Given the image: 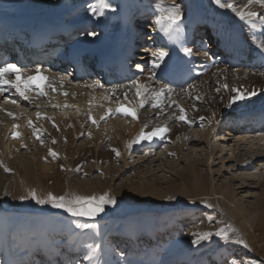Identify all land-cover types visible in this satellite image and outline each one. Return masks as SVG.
Returning a JSON list of instances; mask_svg holds the SVG:
<instances>
[{
	"label": "bare ground",
	"instance_id": "obj_1",
	"mask_svg": "<svg viewBox=\"0 0 264 264\" xmlns=\"http://www.w3.org/2000/svg\"><path fill=\"white\" fill-rule=\"evenodd\" d=\"M175 2L183 10V21L179 26L180 31L169 38L162 32L153 30L155 17L159 14L156 0H109L112 8L103 9L97 8V0H0V62L6 55L15 57L16 53L21 51L19 50L20 43L32 44L33 37H38L46 42L33 46L27 45L23 49V56L14 59L13 63H18L29 74L34 72L37 64L41 65L44 75L51 77L57 73L67 74V78L62 83L56 82V91L45 88L46 95L44 96L38 95L36 91H30L26 93L29 96V100L26 101L14 89H8L0 94V101L15 100V103L27 110L24 115H21L13 112L11 107H2L0 116V159L12 169L11 172H5L3 168H0V207L5 204L12 218L17 213H29L25 215L27 217L24 221L17 224V229L23 233L25 240H28L30 232L36 231L37 235L40 234V229L43 230V235L53 234V237L58 235L60 225L57 221L50 219L47 205L37 204L38 213L48 215L49 220L42 217L32 219L34 215L31 214L30 207L35 201L20 200L18 197L27 196L31 188H35L38 195L48 192L55 194L51 188L48 190L43 187L44 180L49 176L55 177L57 179L55 181H64V186L60 189L70 195L71 162L67 159L68 149H64L62 140L66 142L72 140L75 134L80 137L83 129L90 124L89 113L96 120L92 128L101 123V117H107L105 114L109 109L113 110L111 114H117L118 118L122 117L120 120L129 118L131 125L128 129L116 130L113 137L116 142L120 141L123 149L129 145L132 137L137 139L140 134L136 132L140 128L139 114L142 109L139 104L144 96L136 97L135 88L130 85V81L133 80H139L142 86H147L149 89L153 88L152 85L156 83L159 88L167 85L171 93L162 95L160 101L164 103L163 105H171L173 101H176L180 105L179 109H184L187 121L200 120L211 112L214 116L212 115L210 123H206L207 136L219 137L221 140L228 136L239 138L234 142L231 150L234 162L230 167L253 169L257 170L258 174L264 175V125L262 124L264 121H259L264 120V93L261 92L264 90V66L259 64L260 55L257 51V45L264 41V26L255 20L256 27L253 28L247 19H240L231 9L217 6L213 0H175ZM227 2L233 3L238 9L244 11L264 12L260 5L252 6L251 9L237 5L239 3L240 6L245 5L247 0H227ZM93 9L97 10L94 12ZM100 12L103 15H100ZM256 31L260 33L257 35ZM85 32H96L97 35L88 37L83 35ZM132 38L139 39L140 43L144 44L142 47H146L142 51L143 56L136 53L138 52L134 48L136 40L132 41ZM130 43L133 49L130 56L133 62L131 67L122 64L98 72L95 70L96 57L99 52L112 48L119 49ZM160 47L166 48L170 55L161 68L155 69V78L151 79L148 70L151 67L150 53ZM32 49L38 50V53L35 55L33 51H30ZM185 49H190L191 55ZM174 58L185 63L190 74L193 75L194 79L188 86L185 84L187 80L181 79L178 74L172 78L168 75V69L172 66ZM138 63L143 65V71L136 68ZM95 81H99L103 87L96 86ZM213 84H216V87L211 86ZM89 85L92 86L89 87ZM196 85L202 88L197 90ZM224 85L228 87L225 88ZM217 87L221 88L215 92ZM193 89H196L200 96L194 95ZM232 89L238 91L234 92ZM253 90L256 91V95L249 99L236 101L230 106L233 96L246 94ZM206 91L209 93L207 94ZM63 93H68V95ZM197 98H200V101ZM194 100L199 102L200 106L197 104L198 107H196L199 109L198 112L192 111ZM53 105H58V107H53ZM120 105L134 107L136 118L124 112L116 113L115 109ZM9 112L14 116H9L7 114ZM37 112L41 113L40 118H37ZM45 117L52 119L48 120ZM29 119L37 132L41 134L43 143L47 144V151L43 152V161H45L43 164L39 161L42 155L40 148L38 157L19 153L20 150L30 149V143L43 144L33 135V128L28 126ZM14 124L18 125L15 131L20 133L16 138L10 135L14 130ZM134 135L138 136L134 137ZM239 141L259 148L261 146L262 154L246 157L245 152L241 153L243 148H240ZM180 142L182 144L177 146L176 150L186 149L188 143L191 144L190 147L199 143L194 139L189 142L181 139ZM49 149L57 152V157L53 158ZM166 153L168 152L163 151L159 154L164 156ZM47 160H58L56 163L58 167L54 168L55 164ZM161 160L154 156L148 164ZM40 169L41 173L38 172ZM60 169H63L62 174ZM192 173L193 193H189L183 186L162 189L159 183L149 184L150 186H135L131 199L128 200L134 201L137 211L126 213L125 217L129 221L128 227L117 231L107 239L104 237L105 234H102L101 244L96 251L92 250L90 241L86 242L81 247L82 260L93 259L97 263L101 259L104 264H113V258L120 254L115 250L119 243H124L128 249L137 243L141 248H137L138 252L135 256L140 250L142 251L141 255L137 256V264H205L206 256L214 253L218 243L213 244L209 249H203L199 254L173 256L162 263H157L155 257L143 254L147 247L145 239L148 234L147 230H144L137 221L135 214L141 210L155 212L161 216L159 217L161 220L155 224V233L156 231L166 233L164 232L166 224L173 222L181 214L179 207L169 197H179L180 202L185 205H190L193 200L197 204H204L202 201L211 204L212 207L207 208L213 209L222 218L224 226L221 229H226L228 235L242 237L247 244V249L255 254L252 242L260 226L257 219L261 211L264 217V198L259 194H255L252 201L243 200V197L237 198L235 191L229 186H217L212 179L203 185L202 176L196 168H192ZM256 181L258 185L263 186L261 181L258 179ZM166 210L169 211V218L164 223L162 219H164L163 215ZM73 229L80 230L77 225ZM67 234L69 237H74L66 241L72 242L76 239L82 241L75 233L71 234L67 231ZM129 234L134 235L137 242L133 239L120 241ZM173 234L172 231L167 230L166 237L169 238ZM259 241L264 243V233L259 236ZM190 244H193L192 241ZM26 247L21 249L14 264H21L24 260L22 256L28 259L30 257L31 262L36 264H49L50 262L51 264H70L73 260L71 255L76 251L73 245H69L65 246L66 253L64 254L54 249L53 243L44 245L35 252H29ZM111 247L113 250L109 251ZM124 251L122 252L125 253ZM32 255L38 256L37 261ZM50 259H56V262Z\"/></svg>",
	"mask_w": 264,
	"mask_h": 264
},
{
	"label": "rangeland",
	"instance_id": "obj_2",
	"mask_svg": "<svg viewBox=\"0 0 264 264\" xmlns=\"http://www.w3.org/2000/svg\"><path fill=\"white\" fill-rule=\"evenodd\" d=\"M237 5L241 8L244 7V5L240 6V3ZM137 26L138 25H136V27ZM134 46L138 49L137 53L143 56L142 51L145 50L146 47H142L143 44H138L137 41H135ZM231 70L234 69L231 68ZM190 83L191 82L186 83V86ZM211 86L216 87V84ZM152 87L159 89L157 83L152 85ZM198 88L201 89L202 87L196 85L197 90H199ZM219 88L221 87H217V89ZM196 89H193L192 93L194 95H199ZM217 89L215 92H218ZM206 92L207 94L209 93L208 91ZM186 96L188 97V94H186ZM163 104V102L159 101L158 106L154 107L152 103L145 102L140 110V128L137 129L136 134L141 132L140 129H142L143 126L145 133L162 127H166L169 131L162 136L153 137V139L147 140V142L146 140H142L139 143H132L136 140L132 137V142L130 141L129 143V145L131 144V148H129L128 145L123 149L120 141L116 142L113 138L116 130H126L131 125L129 118L126 117L127 119L120 120L122 117L118 118L119 116L114 113L104 118L101 123L94 128H92L94 126L93 122L90 121V124L80 133V137H77L75 134V139L67 140V142L62 140L64 149H68L67 159L71 162L70 186H72L70 187V195H79L78 193H82L84 194L83 196H99L107 192L117 198V203L107 206L104 211V216H102V213L95 219L71 217L62 209L52 208L50 205H47V209H49L50 212V219L57 221L60 225L58 235L55 236L56 238L52 236L53 234L43 235V230L40 229V234L38 235L36 231L30 232L28 240H25L23 233L17 229V224H19L20 221H24V218L27 217L25 215L29 213H17L15 217L12 218L11 213L6 210L8 207L3 204V207H0V264H14L17 255L24 246H27L26 248L29 252H35L42 246L51 243L54 244V249L60 250L64 254L66 253L65 246H74L76 251L71 255L73 260L70 264H74L76 260H80L81 264H104L101 262V259L98 260L97 263H95L93 259L83 261L80 256L82 252L81 247L86 242L90 241L93 247L92 250L96 251L97 247L101 244L100 238L102 234H105L104 237L107 239L117 231L124 230L128 227L129 221L125 217L126 213L137 211L134 201L128 200L131 199L134 187L150 186L151 184L154 185V183H159L162 189L179 188L183 186L189 193H193L192 168H196L198 173L202 176L203 185H206L208 180L212 179L217 186H229L232 188L237 198L243 197V200L252 201L255 194H259L264 198V175L258 174V172H256L257 170L253 169H236L233 166L230 167L234 162L233 151L231 150L233 149L234 142L236 140L238 141V137L237 139L234 136H228L224 140L222 139V141L219 137L207 136L206 123H210V119L214 116L211 112H208L207 117L204 116L202 118L203 120L190 119L191 121H178L175 117L180 113V105L176 101H173L171 105ZM197 104L199 105L198 100H194V107L192 106L194 109L192 108V111H199V109L196 108L198 107ZM2 107H11L13 112L21 115L27 112L26 109H23V106L8 102L4 99L0 101V116ZM164 108H166V110H164ZM217 123L218 121L216 124ZM262 124L264 125V122H262ZM108 127L110 131H108ZM137 136L134 135V137ZM181 139L188 142L194 139L199 143L196 144V146L194 145V147H190L191 144L187 142L186 149L176 150L177 146L182 144L180 142ZM30 144V149L20 150L19 153L25 156L34 155L38 157V151L41 149L42 155H40L39 161L43 164L45 162L43 161V154L47 151V144ZM82 145L84 147H82ZM239 145L241 149L243 148L241 153L244 154L245 152L244 155H246V157L257 156L262 154L263 151L261 146L259 148L255 145L243 144L242 141L241 143L239 141ZM114 149L120 153L119 156L113 151ZM163 151L168 153L164 156L160 155L159 153ZM126 153L129 154L126 155ZM154 156L163 161L161 160L148 164V161ZM47 161L51 162V164L54 163V168L58 167L56 165L58 160ZM62 170L63 169H60L61 174ZM38 172L41 173V169L38 170ZM257 179L261 181L263 186L256 183ZM55 180H57L55 177L49 176L48 179L44 180L43 187L48 190L51 188V190L55 192V195H68L65 190L60 189L64 186L65 182ZM173 202L179 207L181 214L173 222L166 224V229H164L166 233H157V231L155 233V224L161 220L159 219L161 216L147 210L136 212L137 221H139L144 230H147L148 234V237H146L147 239H145L147 247L146 250L144 249L143 251L144 255L155 257L157 263H162L173 256L182 257V255L199 254L203 249H209L213 244L218 243V247H216L214 253L206 256L207 260L205 264H229L231 260L242 262V264H264V243L259 241V236L264 233V217L263 213H261L262 211L257 219L260 226H258V230L255 232V239L252 242V248H254L253 250L255 252V254H253L247 249L248 247L233 243L232 241L239 239L235 236L229 235L230 239L225 241L222 236L214 235V233L221 230L224 223L222 218L213 209H208L204 204H197L195 200H193L190 205L182 204L179 197H176ZM30 208L32 211L31 214L35 216L31 217L32 219L42 217L45 220H49L48 215L45 216L38 213V206L36 203H32ZM164 213V219L162 220L165 223L169 218V211L166 210ZM84 223L91 227L80 228V230L73 229L74 226ZM167 230L172 231L174 233L173 236L167 238ZM67 231H70L71 234L75 233L79 235L82 241L77 239L72 242L66 241V239L71 240L74 237H69ZM204 232H211L213 235L210 239L206 241L203 240L199 244H190L193 239H196L192 233L203 234ZM159 235L163 238H159ZM126 248L124 243H119L116 246L115 250L116 252H120V254L113 258V264H137V256L139 255L135 256V254L138 251L135 250V247L131 249ZM121 254L123 256H121ZM35 256L38 257L37 255L33 257ZM23 257L25 261V256H22V258ZM55 260L56 259H50L52 262ZM24 261H22L21 264H25ZM49 264H51V262Z\"/></svg>",
	"mask_w": 264,
	"mask_h": 264
},
{
	"label": "snow or ice",
	"instance_id": "obj_3",
	"mask_svg": "<svg viewBox=\"0 0 264 264\" xmlns=\"http://www.w3.org/2000/svg\"><path fill=\"white\" fill-rule=\"evenodd\" d=\"M213 2L222 8L231 9L240 19L244 20L247 19L251 24L252 27L255 28V20H258L260 25L264 26V12H258L255 10H248L244 11L238 9L233 3L227 2V0H213ZM260 5L262 9H264V0H247V3L244 5L245 9H251L252 6ZM91 7V5L89 6ZM156 7L159 9V14L155 17L154 24L155 28L154 31L162 32L165 36L172 38L176 33L180 31V24L183 21V10L181 6L175 2V0H156ZM97 8H112V5L109 3V0H97ZM97 9H93L95 12ZM103 15L102 12L99 13ZM83 35L88 37H95L97 35L96 32H85ZM189 55H191L190 49H185ZM258 54L261 57H264V41H261L257 45ZM170 55L166 48L160 47L150 53L151 60L150 65L151 67L148 69L151 76V79L155 78V69L161 68L165 62L167 57ZM136 68L140 71H143L142 64H136ZM67 78V74L65 73H57L55 76H47L43 74V70L41 65L37 64L35 66L34 72L29 74L22 66L18 63L13 62H0V94L4 93L8 89H14L15 92L22 97L24 100H29V96L26 94L30 91H36L38 95L44 96L46 95L45 88L50 89L51 91H56L55 84L57 81H62ZM94 84L96 86L103 87L99 81H95ZM130 85L135 88L136 97L144 96V99L140 100V107H143L145 102H150L153 106H158L159 101L164 94H170L171 89L164 85L159 89L151 88L149 89L147 86H142L139 80L130 81ZM92 85H89L91 87ZM227 88V85H224ZM219 91V89H217ZM232 91L236 92L237 89H232ZM264 93V90H261ZM64 95H68V93H63ZM114 94V93H113ZM256 91L253 90L246 94H237L231 98V104L235 103L239 100L249 99L252 96L256 95ZM199 99V98H197ZM16 101L13 100L12 103ZM53 107H58V105H53ZM67 107V105H66ZM112 109H109L108 112L105 114L106 116L112 113ZM180 115L176 116L175 119L178 121H187V116L184 112L183 108L179 109ZM116 113L124 112L127 115L136 118V111L134 107H126L125 105H120L115 109ZM9 116H14L13 113H7ZM37 118L41 117V113H36ZM48 120H51V117H45ZM93 123H96V120L91 116L89 113L88 117ZM105 117H101L100 119L103 120ZM28 126L33 128V135L43 143L41 139V134L37 132V130L33 127L32 121L28 120ZM55 127V124L53 125ZM18 125H13V131L10 135L13 138H16L20 135L19 132L15 131ZM169 129L166 127L156 128L153 129L151 132L145 133L143 129L136 140L132 143H139L142 140H151L153 137L162 136L167 133ZM55 139H53V143H55ZM131 147V144L128 146ZM116 152V155L119 156V152L117 150H113ZM50 155L55 158L57 157L58 153L52 149H49ZM63 167V166H61ZM0 168H3L5 172H11L12 169L6 165L2 159H0ZM20 200L30 199L35 201L38 205H50L52 208L62 209L65 213H67L71 217H87L90 219H95L101 213L106 210V207L109 205H115L117 203V198L110 195L109 193L105 192L99 196L90 195V196H83V195H55L52 192H48L44 195H38L35 188H31L28 190L27 196L20 195L18 197ZM169 199L175 200L176 197H169ZM206 207H212L211 204H208L206 201H202ZM211 218V217H209ZM77 227L79 228H88L91 227L90 225L78 224ZM196 239L192 240L193 244H199L203 240L210 239L213 235L211 232H204L203 234L200 233H192ZM216 236H222L225 241L230 239L228 235V231L226 229H221L214 233ZM233 243L241 244L244 247H247L246 242L243 238L236 239L232 241ZM122 255V254H121ZM74 264H81L80 260L74 261ZM229 264H242V262H237L236 260L229 261Z\"/></svg>",
	"mask_w": 264,
	"mask_h": 264
}]
</instances>
